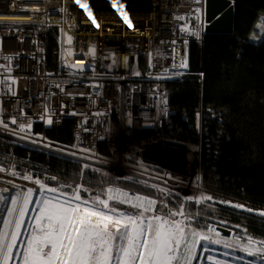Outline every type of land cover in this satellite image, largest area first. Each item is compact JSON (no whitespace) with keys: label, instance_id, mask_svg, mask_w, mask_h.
Masks as SVG:
<instances>
[{"label":"built area","instance_id":"2783aa9c","mask_svg":"<svg viewBox=\"0 0 264 264\" xmlns=\"http://www.w3.org/2000/svg\"><path fill=\"white\" fill-rule=\"evenodd\" d=\"M80 3L87 9L76 0H0V15L25 16L0 19V137L8 145L38 141L83 159H100V145H112V154L123 128L127 133L160 129L170 115L167 85L189 81L187 68L174 65L188 59L190 44L202 47L208 25L205 0ZM185 26L198 35L181 31ZM196 82L202 85L201 75ZM67 119L74 120L69 146L33 132L36 125L42 132L58 130ZM27 123L30 132H21L19 126ZM6 172L19 179L28 176L22 167Z\"/></svg>","mask_w":264,"mask_h":264},{"label":"trees","instance_id":"16d2710c","mask_svg":"<svg viewBox=\"0 0 264 264\" xmlns=\"http://www.w3.org/2000/svg\"><path fill=\"white\" fill-rule=\"evenodd\" d=\"M232 35H204L202 47L190 44L188 82L169 83L170 115L158 130L129 131V145L137 148L150 141H167L200 149V175L203 195L213 197L203 204L187 203L174 196L138 183L106 179L103 174L84 169L80 164L0 140V164L12 160L47 186L75 189L83 185L85 198L102 193L106 185L132 194L151 196L161 209L176 210L181 205L194 217V226L207 230L223 226L232 237L251 235L264 240V218L253 212L233 208L244 205L264 210V35L253 40L264 17V0H231ZM264 28V27H263ZM203 74V75H201ZM202 77V85L196 82ZM73 119L58 130L40 125L52 143H72ZM112 145L101 144L99 155L110 157ZM55 178V179H53ZM166 203L167 208L162 205ZM134 214L128 206L116 205ZM247 229V233L242 231Z\"/></svg>","mask_w":264,"mask_h":264},{"label":"snow or ice","instance_id":"6c2138e0","mask_svg":"<svg viewBox=\"0 0 264 264\" xmlns=\"http://www.w3.org/2000/svg\"><path fill=\"white\" fill-rule=\"evenodd\" d=\"M76 3L82 9L88 7L80 3V0H76ZM89 19L99 28L91 13ZM123 19L129 28L133 27L127 17ZM181 31L198 35L187 26L182 27ZM71 39L69 36V43ZM94 51L92 49L91 54L94 55ZM176 66L187 68L186 57ZM68 67L83 71V68L75 69L74 65ZM11 82L16 83L15 80ZM11 123L16 124V119L13 118ZM47 123H52L51 118L47 119ZM19 130L30 132L31 124H21ZM88 167L87 164L83 165L85 169ZM2 171L4 169L0 168ZM23 179L32 180V177L25 175ZM33 182L38 185L40 192L28 189L18 193L11 198L7 215L0 219V264H193L197 259V250L208 252L210 249L204 245L221 244L220 233L211 226L206 231L195 227L194 217L183 205L160 214V202L157 199L131 194L117 187H107L102 193L85 198L80 194L87 191L83 185H77L68 193L61 190L65 186L49 187L39 179ZM159 191L163 193L165 190ZM36 195H40L41 199L34 201ZM4 199L0 196V201ZM212 200V196L202 194L195 198V203L199 205ZM33 204L36 205L35 215L28 220L29 209ZM116 205L128 206L135 213L124 212ZM162 206L168 207L166 203ZM231 206L264 218V210L257 212L244 205ZM25 226L30 231L27 239L22 240V229ZM242 231L247 233V229ZM236 239L246 241L238 242L235 246L237 249L264 264V240L258 241L251 235ZM223 246L231 245L225 240ZM206 259L212 264H220L214 257L208 256Z\"/></svg>","mask_w":264,"mask_h":264},{"label":"rangeland","instance_id":"374dc122","mask_svg":"<svg viewBox=\"0 0 264 264\" xmlns=\"http://www.w3.org/2000/svg\"><path fill=\"white\" fill-rule=\"evenodd\" d=\"M261 19L262 21L258 23L253 36V40L255 41H259L264 35V17ZM0 140L7 143V139L0 137ZM9 145H17L28 150L39 151L66 160H73L82 167L87 164L89 165L87 169L103 174L107 180L115 179L138 183L156 191L164 189V196L178 197L182 200L183 204L194 203L195 198L202 195L200 187V153L198 148L167 141H150L143 143L137 148H131L129 145V132L127 133L125 128L119 133L118 142L115 143L111 156L104 157L100 155V159H83L80 156L68 154L63 149L38 141L28 145H20L17 142L10 143ZM8 167L16 168L18 165L12 160L7 166L0 164V168L4 169V171L0 172V196L5 198L3 201H0V219L7 215L10 200L18 193H23L28 189H33L37 193L40 192L38 185L33 182L38 178L32 177V174L28 171L27 174L32 177V180L9 176L6 172ZM107 187L112 186L107 184L105 189ZM61 190L71 193L74 189ZM45 195L50 194L45 193ZM40 199V195L33 197L34 201ZM35 207L36 205L33 204L29 209L28 220H31L32 216L35 215ZM159 207L160 203L158 204L160 214L168 212ZM183 207L185 208V206ZM29 231L30 229L27 226L22 229V240L27 239ZM225 240L229 241L230 247L223 246V241ZM238 242L244 243L246 241H237L236 237L231 236L228 239L221 238V244H206L204 246L208 247L210 251L201 252L197 250V259L193 264H212L211 261L206 259L208 256L214 257L220 264H260V261L247 256L237 249L235 246Z\"/></svg>","mask_w":264,"mask_h":264},{"label":"water","instance_id":"95a60500","mask_svg":"<svg viewBox=\"0 0 264 264\" xmlns=\"http://www.w3.org/2000/svg\"><path fill=\"white\" fill-rule=\"evenodd\" d=\"M233 9L231 0H205V19L207 27L205 35H232L233 34ZM200 153V149L198 148ZM221 238H230L232 232L223 226H215Z\"/></svg>","mask_w":264,"mask_h":264},{"label":"bare ground","instance_id":"6f19581e","mask_svg":"<svg viewBox=\"0 0 264 264\" xmlns=\"http://www.w3.org/2000/svg\"><path fill=\"white\" fill-rule=\"evenodd\" d=\"M16 15H10L7 18H5L4 15H0V19H10V20H20L21 18H25L23 15H18V17H15Z\"/></svg>","mask_w":264,"mask_h":264}]
</instances>
